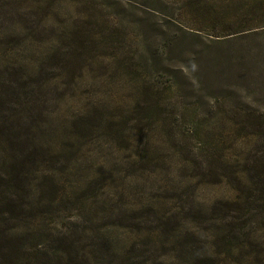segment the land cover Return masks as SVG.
<instances>
[{"label":"rangeland","instance_id":"obj_1","mask_svg":"<svg viewBox=\"0 0 264 264\" xmlns=\"http://www.w3.org/2000/svg\"><path fill=\"white\" fill-rule=\"evenodd\" d=\"M263 15L251 0H0V126L13 159L35 157L21 204L44 220L37 257L264 264Z\"/></svg>","mask_w":264,"mask_h":264},{"label":"trees","instance_id":"obj_2","mask_svg":"<svg viewBox=\"0 0 264 264\" xmlns=\"http://www.w3.org/2000/svg\"><path fill=\"white\" fill-rule=\"evenodd\" d=\"M251 1L253 7L257 9V11L260 9L264 14V0ZM223 20L224 19L221 18V22ZM231 20H234L233 23H235L239 20V17ZM221 26L224 27L225 25L221 24ZM227 26L230 27L231 25ZM1 104L2 97L0 96V106ZM0 127L1 135L5 136V140L0 143V264H87L82 258L78 259L76 257H71L68 251L65 252V250L64 253L60 251L58 255H55L56 253L46 252L47 254L44 255L46 258L48 257L46 263L36 256V252L41 247L39 238L42 236V230H46L43 225L44 220H42V216H39L38 219L37 217L26 215L23 205L21 204V200H24L21 196V192L24 189L23 180L25 173L27 172L26 167H30L28 164L31 162L33 163L35 157L34 155L27 153L25 155L21 154L18 158L13 159V156L10 154L11 147L13 146L10 143H15L10 139V135L14 128L12 126L6 127L3 123ZM252 130V136H264V129H262V127L257 126L252 128ZM17 146L19 148L21 147L18 143L15 145V148ZM24 156L27 160L26 162L22 160ZM25 165L26 167L24 168ZM34 172L35 174L41 172L42 174H48L44 173L46 171H43L42 169L39 172L34 169ZM250 172L251 171L248 173ZM257 178L258 174L250 177V180L255 182V179ZM49 179L53 186H57L55 175H51ZM242 180H244V178H242ZM245 182L248 183L247 178L245 179ZM58 187L59 190L55 187L56 191L53 194L56 195L59 191L64 189L62 185H59ZM19 223L27 225L26 231L20 230V228L18 229L16 227V224ZM27 234L34 236L33 240L29 238ZM58 235L60 237H56V241H59V244H61L63 248L67 250L73 249L72 244L67 243L62 237L66 235V232ZM188 236L194 241L192 239V234H189ZM27 244L30 246H27ZM50 254H53V257H51ZM192 256L188 257L184 264H214L215 262L213 255L208 252Z\"/></svg>","mask_w":264,"mask_h":264}]
</instances>
